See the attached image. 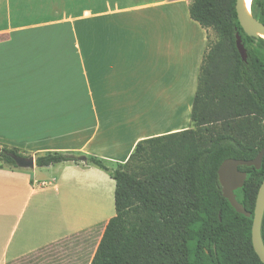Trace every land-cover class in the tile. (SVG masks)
Segmentation results:
<instances>
[{
	"label": "crops",
	"instance_id": "1",
	"mask_svg": "<svg viewBox=\"0 0 264 264\" xmlns=\"http://www.w3.org/2000/svg\"><path fill=\"white\" fill-rule=\"evenodd\" d=\"M194 1L0 0V147L117 169L141 142L191 130L211 37L191 17ZM37 169L0 168V264H26L97 227L116 191L88 162L44 168L56 171L50 181L27 172ZM98 182L101 202L89 192ZM112 218L89 258L70 264L92 263Z\"/></svg>",
	"mask_w": 264,
	"mask_h": 264
},
{
	"label": "trees",
	"instance_id": "2",
	"mask_svg": "<svg viewBox=\"0 0 264 264\" xmlns=\"http://www.w3.org/2000/svg\"><path fill=\"white\" fill-rule=\"evenodd\" d=\"M236 4L237 0H195L190 8L191 17L203 28L213 29L222 45L231 46L230 58L234 65L229 92L241 98L240 106L256 110L264 120V39L245 33ZM253 4L259 20L264 23V0H253ZM238 35L247 50L246 61L237 48ZM220 51L218 46L205 56L193 110L196 126L208 119H217L221 112V108L213 111L207 98L202 100L214 77L216 53ZM248 130L261 135L257 145H246L233 135L221 134L210 145L201 147L189 138L193 132L188 130L141 142L129 162L117 169L110 168L99 157H89V165L107 172L116 182V215L108 222L91 264H264L252 242L254 212L264 181V160L260 170L240 168L248 177L244 187L236 191V196L252 214L251 218L239 214L224 197L218 174L224 161L254 160L262 151V127L250 125L248 129L244 128L245 132ZM178 137L183 138L175 149L177 161L174 166L157 163L150 173L151 181L139 178L132 171L135 160L145 151V144ZM1 149L0 168L19 169L10 155H26L16 148ZM35 159L38 168L81 162L76 155L62 152H49ZM181 185L184 193L173 194L172 187ZM143 215L176 240L172 243L166 240L153 250L150 247L156 243L150 235L153 228L150 222L143 223ZM105 225L106 220L97 226ZM262 236L264 240V221Z\"/></svg>",
	"mask_w": 264,
	"mask_h": 264
},
{
	"label": "rangeland",
	"instance_id": "3",
	"mask_svg": "<svg viewBox=\"0 0 264 264\" xmlns=\"http://www.w3.org/2000/svg\"><path fill=\"white\" fill-rule=\"evenodd\" d=\"M252 13L255 18L259 19V14L255 9L254 4ZM210 30L211 37L207 53L209 54L218 46L221 47V51L216 53V63L213 68L214 77L210 86L206 88L207 91H204V97L202 100L206 101L207 98L210 101L213 111L221 108V112L219 117L215 120L208 119V121L200 126H191V132H193V135H189V138H193L201 147H205L210 145L211 141L219 135L230 134L246 145L255 146L259 143L261 135H256L252 130L245 132L244 128L247 127L248 129L250 125H259L262 127L261 131L264 134L263 117L256 112V110L240 106L241 98L236 96L235 93L229 92L228 83L230 82L234 65L233 60L230 58L231 46L229 44L222 45L221 38L213 29ZM206 115H208V113H206ZM182 138L183 137H178L163 140L161 142L145 144V151L135 160L132 171H134L139 178L145 181H151L150 173L152 168L156 167L157 163L163 162L170 167L174 166L177 161L175 149L179 147ZM26 157L29 156L26 155ZM108 166L110 168L115 167L114 164H108ZM37 170L38 171L29 170L27 172L30 174H35V172H37L36 174L38 175H36V180L42 181H50L49 179L52 177V174L56 172L54 170L47 171V169L44 168H39ZM172 191L173 194L181 195L184 193V187L182 185L178 188L172 187ZM89 192L92 201H94V197H99L101 202V184L99 182L96 193L94 194L93 187H91ZM34 200L28 208L27 217L32 212ZM115 215L114 190L112 194H109L108 192L106 211L102 216H100L99 212L97 223L103 222L108 217H114ZM145 222H150L151 227L153 228V231L150 232L151 239H155L156 242L150 245L153 250H156L157 246L162 242H166V240L170 243L176 240V237L174 236H167L159 224H155L153 220L143 215V223ZM103 230L104 227L101 226L91 228L82 234L84 237L78 236L76 239L74 237L72 241L63 242L59 249L52 250L39 259H34L29 262H34V264H70L75 259L84 262L94 250L95 243Z\"/></svg>",
	"mask_w": 264,
	"mask_h": 264
},
{
	"label": "water",
	"instance_id": "4",
	"mask_svg": "<svg viewBox=\"0 0 264 264\" xmlns=\"http://www.w3.org/2000/svg\"><path fill=\"white\" fill-rule=\"evenodd\" d=\"M245 0H237L236 11L240 24L245 31V33L253 38H262L261 35H264V23L259 19L255 18L253 13L248 14L244 8ZM237 48L239 53L242 56L244 61L247 60V50L243 44L242 38L240 35L237 36ZM2 149L0 147V156ZM13 160L16 162L17 166L21 169H34L36 165V159L34 156L21 157L11 154ZM79 160L83 163L88 162V158L85 156H80ZM264 160V148L259 153L257 158L254 160H237V159H228L222 163L219 169V179L222 186L223 195L228 199L232 207L239 213L248 218L252 217V214L247 211L243 204L237 200L236 191L240 188H243L247 180L248 174L240 170L241 167H254L257 170H260L263 165ZM264 221V181L260 187L259 194L257 197L256 208L254 212V221L252 228V242L253 247L260 258L264 263V240L262 236V226Z\"/></svg>",
	"mask_w": 264,
	"mask_h": 264
},
{
	"label": "bare ground",
	"instance_id": "5",
	"mask_svg": "<svg viewBox=\"0 0 264 264\" xmlns=\"http://www.w3.org/2000/svg\"><path fill=\"white\" fill-rule=\"evenodd\" d=\"M244 8L248 14H251L253 10V0H245ZM261 36L264 38V35H261Z\"/></svg>",
	"mask_w": 264,
	"mask_h": 264
}]
</instances>
